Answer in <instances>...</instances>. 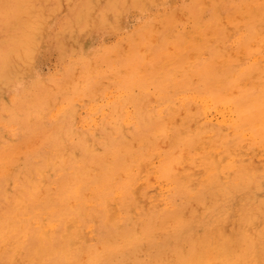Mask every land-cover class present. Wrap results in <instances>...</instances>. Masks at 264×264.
I'll return each instance as SVG.
<instances>
[{
    "label": "rangeland",
    "instance_id": "1",
    "mask_svg": "<svg viewBox=\"0 0 264 264\" xmlns=\"http://www.w3.org/2000/svg\"><path fill=\"white\" fill-rule=\"evenodd\" d=\"M3 1L4 0H0V12H1L0 13V16H1L0 18L1 20L0 21V41H1L0 42V50H1L0 51V59H1L0 60V155H1L0 156L1 157L0 158V161H1L0 162V182H1L0 187L2 188V189L0 188V236H1L0 237V246H1L0 264L1 263L2 264L3 263L4 264H17L18 262H19L18 264H30V263L39 264V262L40 264H45L44 257L40 255L37 256L35 252H33V250L35 251L36 247L40 243H42L44 238H46V241L54 245V252L49 258L51 260H54L55 264L56 263L57 264H61V263L62 264H97V263L98 264H101V263L111 264V262L113 261H116L119 264H139V263L140 264H147V263L148 264H174V263L180 264V262L181 264H194L196 262L202 263V264H208V262H205V259L202 257L201 250L197 252L199 253L198 258L192 257L193 256L192 252L194 251V247L197 245L203 246V243H202L203 241L201 242L200 236L204 235V233L207 230H210V232L214 230L216 231L221 230L220 232L224 231L222 233H228V235L233 236L235 238V243H234L235 250L232 251L229 257L241 255L244 258L243 264H264V205H263L264 204V184H262L264 183V123H262L264 122V108H263L264 106V97H263L264 95V78H263L264 77V63L263 62L264 61H260L264 59V51H263L264 50V24H263L264 23V19H263L264 13L263 15L261 14L264 11V0H217V1L208 0V2L207 1L205 2L203 0H168V1L167 0H136V1L135 0H116V2L115 0H93L94 2L92 0H62V1L61 0H45V1L44 0H30L31 2L29 0H25L29 6L30 5L32 6V7L30 6V8L32 11H34V14H32L31 16H22V17L26 21L31 20L34 26L38 27L36 30H39V32H37L36 35L37 36H39L40 34L41 35L39 38H37V36L34 37V35L32 34L31 39L25 41L26 43L25 42L20 43V47L17 45L15 46V43L17 41L16 38L19 39L21 37V30H20L21 28L18 24L21 16L20 18H17L14 16L16 3L13 0H8L9 2L5 0L4 3H2ZM238 5H240L241 7ZM93 8H94V11H91L93 10ZM97 10H100V11H97ZM4 11H5V14H4ZM90 12L92 13V15ZM89 13H90V16L88 15ZM97 14H98V18H96ZM159 14L161 16H159ZM2 15L4 17H2ZM73 17L74 19H72ZM91 17H95V18H93L92 20L90 19ZM99 17L101 18L100 20L101 22L99 21L100 19ZM23 18H21V21ZM151 18H152V21H151ZM102 19L105 21H103ZM159 19L162 21H160ZM233 21H235V23ZM221 22H224L225 26L223 25V23L221 24ZM198 25H201V26L203 25V26L201 27ZM226 25L228 27H226ZM203 31H205V33ZM163 32H166V33H164L163 35L162 34ZM215 34H216V37H215ZM143 36L145 38H143ZM174 36L176 38H174ZM154 38L155 40L152 41ZM34 41L36 42L35 43L36 46L34 44ZM136 41L138 42L135 43ZM147 41H149V43ZM145 43L146 45H144ZM188 44L190 45V47ZM251 45L253 48L251 47ZM198 46L199 48L197 49ZM224 48L226 50H224ZM165 49L167 50V52ZM219 50L220 52L218 54ZM96 51L98 52V54ZM143 51L145 52L144 54H143ZM253 51L254 53H252ZM8 54H10V56ZM104 55L106 56L104 57ZM168 55H169V58H168ZM174 55L176 58L172 57ZM226 55H227V58H226ZM189 56H191L190 57L191 59L189 58ZM7 57L9 60L7 59ZM194 57L195 58L197 57V58L194 59ZM238 57L240 58L238 59ZM73 60H75L77 63ZM216 60H218V62ZM70 65L71 67H69ZM62 68H65V69L61 70ZM189 68H190V73H189ZM253 68L254 70L255 69L256 70L254 71ZM165 69H167L166 71L168 72H166ZM185 70L186 72H184ZM69 75L72 78H69ZM138 77H139V80L137 79ZM139 82L143 84L142 85L140 84L139 86ZM19 89H20V92H19ZM127 96L129 99L127 98ZM76 99H77V102L79 103L76 102ZM158 106H161V107H158ZM61 109L63 110L59 111ZM186 110L188 112H186ZM262 112L263 114L261 115ZM167 114H169L170 116ZM111 115H112V118H111ZM117 118L119 119L117 120ZM103 121L105 123H103ZM137 123L139 126L137 125ZM192 123L194 125L190 129ZM153 127H154V130H153ZM213 127H216V128L213 129ZM180 128H182L181 131H180ZM228 131H231V132H228ZM132 134H135V135H132ZM223 136L226 138H224ZM192 137H197V138L194 139ZM51 138L54 140H52ZM219 138L223 141L221 142ZM35 139L37 141H35ZM39 139L41 142L39 141ZM143 139H146V140H143ZM199 139L201 140L198 141ZM72 141L75 143H72ZM32 143L35 145L31 146ZM62 143L64 145H62ZM157 143H159L160 145H158ZM174 143L176 144L174 145ZM230 143L236 144V147L235 145L233 144L231 145ZM240 145H243V146H240ZM174 146L175 148L176 147L177 148L175 149ZM205 146H206V149H205ZM122 149H124L125 151ZM11 150H12V154H14L15 156L17 155L16 156L17 158H14L15 156L11 155V152H10ZM162 151H164L165 153ZM108 153H110V156ZM104 154H106V156ZM147 154L149 155L147 156ZM209 154L210 155L213 154V155L210 156ZM26 155L28 159H26ZM107 155L109 158L107 157ZM160 155L162 156L166 155V156L162 157ZM62 157H65V158H62ZM193 157L196 159H194ZM169 158L172 159V161ZM224 159L226 160V162ZM244 159L246 160V162ZM118 160H121L122 162L121 161L119 162ZM10 161L11 163H9ZM216 161L219 163V165H216L217 163ZM234 162L236 164H234ZM88 163L90 164L88 165ZM140 163H143L145 165L140 164ZM110 164L112 165L110 166ZM172 164H173V167H172ZM34 165H35V168H34ZM74 165L77 167H75ZM140 165L141 166L143 165V166L141 167ZM258 165H260V167H263V168H260ZM1 166H2V169H1ZM216 166H219V167H216ZM256 166H258L259 168L258 167L256 168ZM105 167H108V168H105ZM160 167L161 169H159ZM247 167L249 168L251 167V168L249 169ZM198 168H200L199 169L200 173L197 172ZM253 168H255V170ZM211 169L212 170L215 169L214 178H211L209 176L210 172L212 171ZM40 170H42V172ZM225 170H227V172ZM135 173L136 175H133ZM192 173L194 174V176ZM141 174H143V176ZM183 174H184V177H183ZM125 176L130 177V178H126ZM231 176H234L232 177L233 179H231ZM163 178L165 179V181ZM178 178H181V179H178ZM255 178L258 179L260 182L256 180ZM228 179L231 182H229ZM35 180H39V182ZM190 180L193 181L194 183L197 182L195 184L193 183L195 185L193 188H192L193 184H190L192 183ZM75 181L77 182V184ZM97 181H99L100 183ZM127 182L129 185H127ZM118 183L119 185H117ZM233 183H235L236 186L232 187ZM176 187L180 189H177ZM104 188H106L105 191H104ZM135 188H137L138 194L136 191L133 192ZM38 190H40L41 192L40 191L38 192ZM197 190L199 191V193ZM11 192H14L15 194L14 193L12 194ZM71 193H74L76 197H74L73 194L71 195ZM213 193L215 195H213ZM9 194H12V195H9ZM106 194H109V195H106ZM136 194L138 196L135 197ZM7 196L9 198H7ZM88 197H90L91 199ZM131 198L133 200H131ZM162 199L164 202L162 201ZM188 200L189 202H187ZM56 201L57 203H55ZM123 201L124 202L126 201L125 202L126 204ZM202 201H203V204H202ZM29 203H31V205ZM107 203H110V204H107ZM110 206L111 208L109 209V211L111 212V214L110 213L108 214L109 212L108 207ZM161 207L163 208V210H161L162 209ZM6 208H9V209H6ZM112 209H113V212H112ZM172 209H174L175 211ZM189 209L190 211H187ZM159 210L161 211L159 212ZM130 211H131V214H130ZM176 211L178 212V214ZM112 214L116 215V216H113V219L111 216ZM36 215L37 217H35ZM60 215H63V216L60 217ZM109 215L111 216L112 220L107 219ZM5 217L7 218L5 219ZM68 217L69 218L71 217V218L69 219ZM115 217L116 218L118 217V218L116 219ZM168 217L170 220L168 219ZM177 217H179L182 221L185 222V226L182 231L183 238L179 240L176 238L174 239V236H173L174 231L176 230V218ZM192 218H194V221L192 220ZM61 220L63 222H61ZM65 220H67L68 223L65 222ZM250 220L251 221L253 220V221L251 222ZM70 221H72L73 224ZM227 221H228V225L226 226ZM124 223H125L126 228L124 227ZM104 224L106 225V228ZM158 225L159 227H157ZM7 226L9 227L6 228ZM108 226L110 227V230H108L109 229ZM46 227H47V230H46ZM226 228H227V231L223 230ZM19 231L22 233H20ZM29 231L31 235H29L30 234ZM33 231H36V232H33ZM63 233L66 235V237L63 236L64 235ZM18 234L23 235V236H19ZM129 234H132L134 237L132 235L130 236ZM12 235L14 238L12 237ZM148 235L150 237H148ZM72 236H74L73 239H72ZM75 239H78L80 242L76 240L77 242L74 241L76 242L74 243L73 240ZM68 241L70 244L68 243ZM103 241H105L106 244ZM71 242H73V244ZM108 242L110 244H108ZM252 243H254V245ZM62 244H64L63 247H62ZM70 245H72L71 248H70ZM109 246L111 247L109 248ZM111 248H113L114 250L113 249L106 250V249H111ZM109 251L112 253L114 251V254H115L111 258L108 257V254H107V252ZM181 251H183V253H181ZM165 252L167 253V255L169 254L168 257ZM253 252L255 254H253ZM33 253L35 255H33ZM66 253H68L69 255ZM6 255L8 258L6 257ZM30 255H32V257ZM82 255L84 256V259L86 260L83 259ZM175 256L176 258L178 257L179 258L176 259ZM94 257L96 259H94ZM41 258L43 259L40 260ZM158 258L159 259L161 258L160 260L162 261H160ZM170 258L171 260H169ZM91 259L92 260L94 259L93 261L95 263H92ZM4 260H6V262ZM202 260L203 262H201Z\"/></svg>",
    "mask_w": 264,
    "mask_h": 264
},
{
    "label": "bare ground",
    "instance_id": "2",
    "mask_svg": "<svg viewBox=\"0 0 264 264\" xmlns=\"http://www.w3.org/2000/svg\"><path fill=\"white\" fill-rule=\"evenodd\" d=\"M5 1V0H4ZM4 1L2 2V3H4ZM8 1V0H7ZM15 3H16V8H15V11H14V16L15 17H17V18H20V16H21V18H23L22 16H31L32 14H34V11H32L31 10V8H30V6L28 5V3L25 1V0H13ZM30 1V0H29ZM45 1V0H44ZM62 1V0H61ZM93 1V0H92ZM136 1V0H135ZM168 1V0H167ZM203 1H207L208 2V0H203ZM217 1V0H216ZM9 2V1H8ZM12 2V1H11ZM31 2V1H30ZM70 2V1H69ZM72 2V1H71ZM79 2H81V1H79ZM90 2V1H89ZM94 2V1H93ZM115 2H116V0H115ZM204 2V3H205ZM219 2V1H218ZM217 2V3H218ZM253 2V1H252ZM40 3V2H39ZM97 3V2H96ZM98 3H99V1H98ZM104 3H105V1H104ZM148 3V2H147ZM246 3V2H245ZM62 4V3H61ZM74 4V3H73ZM80 4V3H79ZM92 4V3H91ZM111 4V3H110ZM130 4V3H129ZM132 4V3H131ZM138 4V3H137ZM154 4V3H153ZM189 4V3H188ZM187 4V5H188ZM191 4V3H190ZM203 4V3H202ZM206 4V3H205ZM212 4V3H211ZM11 5H13V4H11ZM10 5V6H11ZM41 5V4H40ZM39 5V6H40ZM84 5V4H83ZM126 5H127V3H126ZM141 5H142V3H141ZM156 5V4H155ZM193 5V4H192ZM195 5V4H194ZM6 6V5H5ZM57 6V5H56ZM78 6V5H77ZM90 6V5H89ZM96 6V5H95ZM139 6V5H138ZM205 6V5H204ZM238 6H240V5H238ZM32 7V6H31ZM46 7V6H45ZM49 7H51V6H49ZM62 7H63V5H62ZM61 7V8H62ZM64 7H66V6H64ZM72 7H74V6H72ZM114 7V6H113ZM137 7V6H136ZM185 7V6H184ZM190 7V6H189ZM194 7V6H193ZM198 7V6H197ZM206 7V6H205ZM241 7V6H240ZM249 7V6H248ZM33 8H34V6H33ZM80 8H81V6H80ZM99 8V7H98ZM116 8V7H115ZM169 8V7H168ZM188 8V7H187ZM203 8V7H202ZM214 8V7H213ZM216 8H217V6H216ZM12 9V8H11ZM50 9V8H49ZM58 9V8H57ZM108 9V8H107ZM175 9V8H174ZM209 9V8H208ZM37 10V9H36ZM51 10V9H50ZM122 10V9H121ZM227 10H228V8H227ZM39 11V10H38ZM91 11H94V8H93V10H91ZM97 11H100V10H97ZM112 11V10H111ZM116 11H117V9H116ZM129 11V10H128ZM149 11V10H148ZM226 11V10H225ZM232 11H233V9H232ZM176 12H177V10H176ZM198 12V11H197ZM196 12V13H197ZM227 12V11H226ZM231 12V11H230ZM237 12V11H236ZM1 13V12H0ZM7 13H8V11H7ZM80 13H82V12H80ZM91 13V12H90ZM90 13L88 14L89 16H90ZM95 13V12H94ZM191 13V12H190ZM199 13H201V12H199ZM209 13V12H208ZM213 13H215V12H213ZM221 13V12H220ZM228 13V12H227ZM255 13V12H254ZM263 13H264V11L261 13L262 15H263ZM4 14H5V11H4ZM38 14V13H37ZM41 14V13H40ZM46 14V13H45ZM49 14V13H48ZM66 14V13H65ZM84 14V13H83ZM181 14V13H180ZM189 14V13H188ZM217 14V13H216ZM215 14V15H216ZM224 14V13H223ZM91 15H92V13H91ZM122 15V14H121ZM125 15V14H124ZM179 15V14H178ZM8 16V15H7ZM89 16H87V17H89ZM97 17L96 18H98V14L96 15ZM111 16V15H110ZM159 16H161L160 14H159ZM220 16H221V14H220ZM234 16H236V15H234ZM264 16V15H263ZM2 17H4L3 15H2ZM44 17V16H43ZM86 17V16H85ZM251 17V16H250ZM249 17V18H250ZM0 18H1V16H0ZM21 18H20V21L18 22V24H19V26H20V30H21V37L18 39V38H16L17 39V41H16V43H15V46L17 45V46H19L20 47V43H23V42H25V41H27V40H29V39H31V37H32V34L34 35V37L35 36H37L36 35V33L37 32H39V30H36L38 27L37 26H34V24L31 22V20L30 21H26L24 18V20L22 19V21H21ZM82 18H84V17H82ZM93 18H95V17H91L90 19H92L93 20ZM100 18V17H99ZM114 18V17H113ZM164 18V17H163ZM183 18V17H182ZM3 19V18H2ZM15 19V18H14ZM54 19V18H53ZM72 19H74V17L72 18ZM191 19V18H190ZM208 19V18H207ZM264 19V18H263ZM10 20V19H9ZM46 20V19H45ZM68 20V19H67ZM66 20V21H67ZM82 20V19H81ZM81 20H80V22H81ZM95 20V19H94ZM101 20V18L99 19V21ZM103 20V19H102ZM109 20H110V18H109ZM160 20V19H159ZM173 20V19H172ZM179 20V19H178ZM181 20V19H180ZM219 20H220V18H219ZM1 21V20H0ZM53 21V20H52ZM98 21V22H99ZM103 21H105V20H103ZM102 21V22H103ZM108 21V20H107ZM151 21H152V18H151ZM160 21H162V20H160ZM159 21V22H160ZM182 21V20H181ZM185 21V20H184ZM194 21V20H193ZM199 21V20H198ZM216 21V20H215ZM260 21V20H259ZM3 22V21H2ZM15 22V21H14ZM35 22V21H34ZM73 22V21H72ZM101 22V21H100ZM110 22H111V20H110ZM150 22V21H149ZM183 22V21H182ZM234 23H235V21H233ZM238 22V21H237ZM261 22V21H260ZM259 22V23H260ZM6 23H8V22H6ZM5 23V24H6ZM10 23H12V22H10ZM187 23V22H186ZM223 23V25L225 24L224 22H221V24ZM247 23V22H246ZM245 23V24H246ZM251 23V22H250ZM258 23V22H257ZM63 24V23H62ZM90 24V23H89ZM95 24V23H94ZM106 24V23H105ZM156 24V23H155ZM220 24V25H221ZM237 24V23H236ZM235 24V25H236ZM264 24V23H263ZM12 25V24H11ZM15 25V24H14ZM16 25H17V23H16ZM148 25V24H147ZM208 25V24H207ZM243 25V24H242ZM255 25V24H254ZM13 26V25H12ZM51 26V25H50ZM70 26V25H69ZM83 26V25H82ZM95 26V25H94ZM101 26V25H100ZM198 26H201V25H198ZM203 26V25H202ZM201 26V27H202ZM225 26V25H224ZM239 26H240V24H239ZM259 26V25H258ZM4 27V26H3ZM14 27V26H13ZM12 27V28H13ZM52 27V26H51ZM50 27V28H51ZM67 27V26H66ZM103 27H104V25H103ZM169 27V26H168ZM187 27V26H186ZM218 27V26H217ZM226 27H228L227 25H226ZM9 28H11V27H9ZM65 28V27H64ZM76 28V27H75ZM145 28V27H144ZM197 28V27H196ZM213 28V27H212ZM247 28V27H246ZM257 28H259V27H257ZM2 29V28H1ZM18 29V28H17ZM93 29V28H92ZM182 29V28H181ZM208 29V28H207ZM230 29V28H229ZM3 30V29H2ZM5 30V29H4ZM36 30V31H35ZM75 30V29H74ZM78 30V29H77ZM151 30V29H150ZM168 30V29H167ZM218 30V29H217ZM59 31V30H58ZM190 31V30H189ZM226 31V30H225ZM258 31V30H257ZM7 32V31H6ZM11 32V31H10ZM14 32V31H13ZM91 32V31H90ZM119 32V31H118ZM142 32H144V31H142ZM148 32V31H147ZM167 32V31H166ZM166 32H163L162 34L164 35V33H166ZM196 32V31H195ZM204 33H205V31H203ZM218 32V31H217ZM237 32V31H236ZM235 32V33H236ZM254 32H256V31H254ZM43 33V32H42ZM66 33V32H65ZM106 33V32H105ZM212 33H213V31H212ZM226 33V32H225ZM239 33V32H238ZM243 33V32H242ZM6 34V33H5ZM16 34V33H15ZM161 34V35H162ZM229 34V33H228ZM10 35H11V33H10ZM41 35V34H40ZM40 35L39 36H37V38H39L40 37ZM105 35V34H104ZM147 35V34H146ZM225 35V34H224ZM19 36V35H18ZM120 36V35H119ZM212 36V35H211ZM218 36V35H217ZM220 36V35H219ZM239 36H240V34H239ZM258 36V35H257ZM260 36V35H259ZM262 36H263V34H262ZM6 37H8V36H6ZM133 37V36H132ZM138 37V36H137ZM154 37H155V35H154ZM157 37V36H156ZM165 37V36H164ZM164 37H162V38H164ZM187 37V36H186ZM215 37H216V34H215ZM227 37V36H226ZM261 37V36H260ZM5 38V37H4ZM3 38V39H4ZM15 38V37H14ZM134 38V37H133ZM143 38H145L144 36H143ZM148 38V37H147ZM161 38V37H160ZM174 38H176L175 36H174ZM211 38V37H210ZM214 38V37H213ZM218 38V37H217ZM11 39V38H10ZM42 39V38H41ZM124 39V38H123ZM123 39H122V41H123ZM151 39V38H150ZM173 39V38H172ZM178 39V38H177ZM188 39V38H187ZM203 39H205V38H203ZM208 39V38H207ZM8 40V39H7ZM13 40V39H12ZM144 40V39H143ZM148 40V39H147ZM155 40V38L152 40V41H154ZM164 40V39H163ZM217 40V39H216ZM215 40V41H216ZM172 41V40H171ZM182 41V40H181ZM187 41V40H186ZM185 41V42H186ZM213 41V40H212ZM218 41V40H217ZM253 41V40H252ZM1 42V41H0ZM29 42V41H28ZM120 42V41H119ZM138 41H136L135 43H137ZM141 42V41H140ZM148 43H149V41H147ZM162 42V41H161ZM192 42V41H191ZM209 42V41H208ZM249 42V41H248ZM258 42V41H257ZM260 42V41H259ZM26 43V42H25ZM36 42L34 41V44H35ZM117 43V42H116ZM220 43V42H219ZM261 43V42H260ZM28 44V43H27ZM127 44V43H126ZM156 44V43H155ZM162 44V43H161ZM165 44H167V43H165ZM176 44V43H175ZM193 44V43H192ZM215 44V43H214ZM227 44V43H226ZM4 45V44H3ZM6 45V44H5ZM40 45V44H39ZM99 45V44H98ZM144 45H146V43L144 44ZM157 45V44H156ZM189 45V44H188ZM211 45V44H210ZM228 45H230V44H228ZM257 45V44H256ZM260 45V44H259ZM262 45V44H261ZM25 46V45H24ZM24 46H23V48H24ZM35 46H36V44H35ZM88 46V45H87ZM106 46V45H105ZM111 46V45H110ZM131 46H132V44H131ZM143 46V45H142ZM148 46V45H147ZM150 46V45H149ZM174 46V45H173ZM217 46V45H216ZM244 46H245V44H244ZM243 46V47H244ZM5 47V46H4ZM3 47V48H4ZM7 47V46H6ZM9 47V46H8ZM100 47V46H99ZM112 47V46H111ZM133 47H135V46H133ZM159 47V46H158ZM177 47V46H176ZM183 47V46H182ZM189 47H190V45H189ZM188 47V48H189ZM223 47V46H222ZM251 47H252V45H251ZM260 47V46H259ZM262 47V46H261ZM12 48V47H11ZM66 48V47H65ZM79 48V47H78ZM113 48V47H112ZM193 48H195V47H193ZM199 48V46L197 47V49ZM246 48V47H245ZM253 48V47H252ZM97 49H98V47H97ZM100 49V48H99ZM137 49V48H136ZM151 49V48H150ZM167 49V48H166ZM165 49V50H166ZM170 49V48H169ZM177 49V48H176ZM190 49H192V48H190ZM233 49H234V47H233ZM244 49V48H243ZM17 50V49H16ZM28 50V49H27ZM34 50V49H33ZM36 50V49H35ZM38 50V49H37ZM58 50V49H57ZM95 50V49H94ZM120 50H122V49H120ZM134 50H135V48H134ZM133 50V51H134ZM207 50V49H206ZM215 50V49H214ZM224 50H226L225 48H224ZM240 50V49H239ZM245 50V49H244ZM250 50V49H249ZM248 50V51H249ZM1 51V50H0ZM65 51V50H64ZM107 51V50H106ZM109 51V50H108ZM111 51V50H110ZM132 51V52H133ZM138 51H139V49H138ZM151 51V50H150ZM183 51H185V50H183ZM193 51H195V50H193ZM197 51V50H196ZM216 51V50H215ZM260 51V50H259ZM264 51V50H263ZM262 51V52H263ZM24 52V51H23ZM88 52V51H87ZM97 52V51H96ZM131 52V51H130ZM153 52V51H152ZM151 52V53H152ZM166 52H167V50H166ZM180 52V51H179ZM219 52H220V50L218 51V54H219ZM225 52V51H224ZM232 52V51H231ZM245 52V51H244ZM261 52V51H260ZM8 53V52H7ZM15 53V52H14ZM35 53V52H34ZM84 53V52H83ZM103 53V52H102ZM109 53V52H108ZM145 52L143 51V54H144ZM164 53V52H163ZM190 53V52H189ZM203 53V52H202ZM223 53V52H222ZM252 53H254V51L252 52ZM259 53V52H258ZM3 54V53H2ZM1 54V55H2ZM93 54V53H92ZM94 54H95V52H94ZM97 54H98V52H97ZM124 54V53H123ZM126 54V53H125ZM137 54V53H136ZM142 54V55H143ZM149 54H150V52H149ZM172 54V53H171ZM199 54V53H198ZM231 54V53H230ZM245 54V53H244ZM6 55V54H5ZM9 56H10V54H8ZM79 55V54H78ZM84 55V54H83ZM85 55H87V54H85ZM91 55V54H90ZM108 55V54H107ZM170 55V54H169ZM169 55H168V58H169ZM184 55V54H183ZM188 55H190V54H188ZM221 55V54H220ZM3 56V55H2ZM13 56V55H12ZM68 56V55H67ZM106 55H104V57H105ZM109 56H110V54H109ZM108 56V57H109ZM127 56V55H126ZM130 56V55H129ZM178 56V55H177ZM181 56V55H180ZM200 56H202V55H200ZM215 56V55H214ZM238 56H240V55H238ZM91 57V56H90ZM99 57V56H98ZM128 57V56H127ZM146 57V56H145ZM162 57V56H161ZM167 57V56H166ZM172 57H175V55L174 56H172ZM183 57H185V56H183ZM191 56H189V58H190ZM218 57V56H217ZM233 57V56H232ZM247 57V56H246ZM246 57H244V58H246ZM11 58V57H10ZM142 58H144V57H142ZM150 58V57H149ZM176 58V57H175ZM197 58V57H196ZM195 57H194V59H196ZM216 58V57H215ZM226 58H227V55H226ZM234 58V57H233ZM240 57H238V59H239ZM248 58V57H247ZM252 58H254V57H252ZM260 58H261V56H260ZM263 58V57H262ZM3 59H4V57H3ZM7 59H8V57H7ZM34 59V58H33ZM85 59V58H84ZM87 59V58H86ZM113 59V58H112ZM187 59V58H186ZM185 59V60H186ZM191 59V58H190ZM222 59V58H221ZM1 60V59H0ZM9 60V59H8ZM71 60V59H70ZM92 60V59H91ZM125 60V59H124ZM176 60V59H175ZM224 60V59H223ZM259 60V59H258ZM6 61V60H5ZM72 61V60H71ZM73 61H75V60H73ZM81 61V60H80ZM99 61V60H98ZM111 61H113V60H111ZM187 61V60H186ZM195 61V60H194ZM217 62H218V60H216ZM226 61V60H225ZM229 61H230V59H229ZM234 61V60H233ZM246 61V60H245ZM255 61V60H254ZM260 61H264V59L263 60H260ZM21 62V61H20ZM59 62V61H58ZM76 62V61H75ZM110 62V61H109ZM158 62H160V61H158ZM173 62V61H172ZM181 62V61H180ZM228 62V61H227ZM239 62V61H238ZM241 62V61H240ZM2 63V62H1ZM6 63V62H5ZM26 63V62H25ZM77 63V62H76ZM75 63V64H76ZM169 63H170V61H169ZM168 63V64H169ZM251 63V62H250ZM260 63V62H259ZM264 63V62H263ZM20 64V63H19ZM99 64V63H98ZM112 64V63H111ZM178 64V63H177ZM185 64V63H184ZM188 64V63H187ZM196 64V63H195ZM227 64V63H226ZM236 64V63H235ZM10 65V64H9ZM96 65V64H95ZM94 65V66H95ZM104 65V64H103ZM155 65V64H154ZM170 65V64H169ZM190 65H192V64H190ZM217 65V64H216ZM221 65V64H220ZM259 65V64H258ZM108 66V65H107ZM158 66V65H157ZM166 66V65H165ZM7 67V66H6ZM14 67H16V66H14ZM69 67H71V65L69 66ZM77 67V66H76ZM79 67V66H78ZM99 67V66H98ZM109 67V66H108ZM162 67V66H161ZM169 67V66H168ZM225 67V66H224ZM159 68V67H158ZM183 68V67H182ZM215 68H216V66H215ZM262 68V67H261ZM10 69H11V67H10ZM63 69H65V68H62L61 70H63ZM70 69V68H69ZM99 69V68H98ZM106 69V68H105ZM113 69V68H112ZM149 69V68H148ZM229 69V68H228ZM240 69V68H239ZM91 70V69H90ZM110 70V69H109ZM126 70V69H125ZM136 70V69H135ZM167 69H165V71H166ZM253 70H254V68H253ZM256 70V69H255ZM254 70V71H255ZM258 70V69H257ZM30 71V70H29ZM59 71V70H58ZM67 71H69V70H67ZM72 71V70H71ZM102 71V70H101ZM123 71V70H122ZM121 71V72H122ZM170 71V70H169ZM172 71V70H171ZM188 71V70H187ZM216 71H217V69H216ZM224 71V70H223ZM259 71V70H258ZM5 72V71H4ZM55 72V71H54ZM64 72V71H63ZM66 72V71H65ZM73 72V71H72ZM71 72V73H72ZM77 72V71H76ZM87 72V71H86ZM92 72V71H91ZM152 72H154V71H152ZM166 72H168V71H166ZM173 72V71H172ZM177 72H178V70H177ZM184 72H186V70L184 71ZM233 72V71H232ZM239 72V71H238ZM30 73V72H29ZM80 73V72H79ZM90 73V72H89ZM159 73V72H158ZM165 73V72H164ZM189 73H190V68H189ZM56 74V73H55ZM74 74H76V73H74ZM112 74V73H111ZM139 74V73H138ZM160 74V73H159ZM180 74V73H179ZM178 74V75H179ZM188 74V73H187ZM229 74V73H228ZM233 74V73H232ZM84 75V74H83ZM100 75V74H99ZM166 75V74H165ZM30 76V75H29ZM40 76V75H39ZM47 76V75H46ZM50 76V75H49ZM78 76V75H77ZM133 76V75H132ZM147 76H148V74H147ZM150 76H152V75H150ZM183 76H184V74H183ZM233 76V75H232ZM254 76H255V74H254ZM32 77V76H31ZM53 77H55V76H53ZM68 77V76H67ZM79 77H81V76H79ZM90 77V76H89ZM112 77V76H111ZM165 77V76H164ZM178 77V76H177ZM176 77V78H177ZM257 77V76H256ZM69 78H72V77H70V75H69ZM83 78V77H82ZM81 78V79H82ZM100 78V77H99ZM106 78V77H105ZM108 78V77H107ZM116 78V77H115ZM134 78V77H133ZM167 78V77H166ZM172 78V77H171ZM195 78V77H194ZM244 78V77H243ZM260 78V77H259ZM264 78V77H263ZM33 79V78H32ZM31 79V80H32ZM43 79V78H42ZM80 79V78H79ZM125 79V78H124ZM136 79V78H135ZM138 80H139V77L137 78ZM144 79V78H143ZM147 79V78H146ZM151 79V78H150ZM157 79H158V77H157ZM175 79V78H174ZM215 79H217V78H215ZM70 80V79H69ZM110 80V79H109ZM118 80V79H117ZM148 80V79H147ZM168 80V79H167ZM194 80V79H193ZM213 80V79H212ZM14 81H15V79H14ZM45 81V80H44ZM79 81V80H78ZM86 81V80H85ZM102 81V80H101ZM105 81V80H104ZM158 81H160V80H158ZM110 82H112V81H110ZM122 82H123V80H122ZM121 82V83H122ZM134 82V81H133ZM214 82V81H213ZM216 82V81H215ZM255 82V81H254ZM259 82V81H258ZM17 83V82H16ZM67 83V82H66ZM70 83V82H69ZM83 83V82H82ZM84 83H86V82H84ZM88 83V82H87ZM101 83V82H100ZM105 83V82H104ZM103 83V84H104ZM114 83V82H113ZM129 83V82H128ZM151 83V82H150ZM220 83V82H219ZM25 84V83H24ZM102 84V83H101ZM106 84V83H105ZM140 82H139V86H140ZM143 84V83H142ZM141 84V85H142ZM146 84V83H145ZM259 84V83H258ZM16 85V84H15ZM27 85V84H26ZM96 85H98V84H96ZM114 85V84H113ZM130 85V84H129ZM147 85H148V83H147ZM236 85V84H235ZM239 85V84H238ZM248 85V84H247ZM257 85V84H256ZM18 86V85H17ZM29 86V85H28ZM31 86H32V84H31ZM102 86V85H101ZM122 86V85H121ZM138 86V87H139ZM218 86V85H217ZM3 87V86H2ZM5 87V86H4ZM124 87V86H123ZM137 87V86H136ZM135 87V88H136ZM178 87V86H177ZM261 87V86H260ZM13 88V87H12ZM82 88V87H81ZM109 88V87H108ZM115 88H116V86H115ZM114 88V89H115ZM130 88V87H129ZM166 88V87H165ZM176 88V87H175ZM113 89V88H112ZM137 89V88H136ZM139 89V88H138ZM170 89V88H169ZM168 89V90H169ZM14 91H15V89H14ZM83 91H85V90H83ZM121 91V90H120ZM139 91V90H138ZM234 91V90H233ZM236 91V90H235ZM19 92H20V89H19ZM112 92V91H111ZM119 92V91H118ZM146 92V91H145ZM175 92V91H174ZM230 92V91H229ZM135 93V92H134ZM183 93V92H182ZM186 93V92H185ZM3 94V93H2ZM39 94V93H38ZM78 94V93H77ZM116 94V93H115ZM150 94V93H149ZM148 94V95H149ZM231 94H232V92H231ZM257 94H258V92H257ZM97 95V94H96ZM95 95V96H96ZM105 95V94H104ZM137 95V94H136ZM191 95V94H190ZM204 95V94H203ZM230 95V94H229ZM2 96V95H1ZM32 96V95H31ZM74 96V95H73ZM94 96V97H95ZM100 96V95H99ZM113 96V95H112ZM133 96V95H132ZM131 96V97H132ZM177 96V95H176ZM205 96V95H204ZM209 96V95H208ZM21 97V96H20ZM77 97V96H76ZM103 97V96H102ZM106 97V96H105ZM126 97V96H125ZM141 97H142V95H141ZM199 97V96H198ZM262 97V96H261ZM263 97H264V95H263ZM262 97V98H263ZM78 98V97H77ZM96 98V97H95ZM110 98V97H109ZM127 98H128V96H127ZM126 98V99H127ZM138 98V97H137ZM140 98V97H139ZM178 98V97H177ZM193 98V97H192ZM55 99V98H54ZM83 99V98H82ZM100 99V98H99ZM105 99V98H104ZM125 99V98H124ZM129 99V98H128ZM127 99V100H128ZM142 99V98H141ZM145 99H146V97H145ZM148 99V98H147ZM157 99V98H156ZM169 99V98H168ZM195 99V98H194ZM16 100V99H15ZM47 100V99H46ZM52 100H53V98H52ZM107 100V99H106ZM134 100V99H133ZM159 100V99H158ZM165 100V99H164ZM188 100V99H187ZM186 100V101H187ZM193 100V99H192ZM80 101V100H79ZM87 101V100H86ZM85 101V102H86ZM103 101V100H102ZM141 101V100H140ZM195 101V100H194ZM202 101V100H201ZM76 102H77V99H76ZM104 102V101H103ZM139 102V101H138ZM175 102V101H174ZM185 102V101H184ZM203 102V101H202ZM77 103H79V102H77ZM81 103V102H80ZM95 103H96V101H95ZM102 103V102H101ZM127 103H128V101H127ZM126 103V104H127ZM130 103H132V102H130ZM136 103V102H135ZM148 103V102H147ZM157 103H158V101H157ZM194 103V102H193ZM192 103V104H193ZM255 103V102H254ZM253 103V104H254ZM28 104V103H27ZM46 104V103H45ZM51 104V103H50ZM57 104V103H56ZM56 104H55V106H56ZM66 104H68V103H66ZM100 104V103H99ZM109 104V103H108ZM118 104V103H117ZM149 104V103H148ZM167 104V103H166ZM173 104V103H172ZM199 104V103H198ZM220 104V103H219ZM59 105V104H58ZM101 105V104H100ZM119 105V104H118ZM141 105V104H140ZM171 105V104H170ZM183 105V104H182ZM194 105H196V104H194ZM205 105V104H204ZM256 105V104H255ZM54 106V105H53ZM86 106V105H85ZM112 106V105H111ZM144 106V105H143ZM164 106V105H163ZM166 106V105H165ZM169 106V105H168ZM188 106V105H187ZM192 106V105H191ZM226 106V105H225ZM27 107V106H26ZM103 107V106H102ZM118 107V106H117ZM126 107V106H125ZM150 107V106H149ZM154 107V106H153ZM158 107H161V106H158ZM170 107V106H169ZM193 107V106H192ZM192 107H191V109H192ZM196 107V106H195ZM207 107V106H206ZM209 107V106H208ZM216 107V106H215ZM53 108V107H52ZM51 108V109H52ZM60 108H62V107H60ZM100 108V107H99ZM137 108H138V106H137ZM144 108V107H143ZM156 108V107H155ZM163 108H165V107H163ZM199 108V107H198ZM230 108V107H229ZM263 108H264V106H263ZM47 109V108H46ZM82 109V108H81ZM146 109H148V108H146ZM171 109V108H170ZM178 109H180V108H178ZM187 109V108H186ZM4 110V109H3ZM63 109H61V110H59V111H62ZM93 110V109H92ZM102 110V109H101ZM127 110V109H126ZM140 110V109H139ZM144 110V109H143ZM158 110V109H157ZM201 110V109H200ZM47 111V110H46ZM98 111H100V110H98ZM135 111V110H134ZM141 111V110H140ZM151 111V110H150ZM177 111V110H176ZM192 111V110H191ZM4 112V111H3ZM2 112V113H3ZM41 112V111H40ZM76 112V111H75ZM95 112V111H94ZM121 112V111H120ZM126 112V111H125ZM154 112V111H153ZM167 112H169V111H167ZM186 112H188L187 110H186ZM58 113V112H57ZM92 113V112H91ZM112 113V112H111ZM116 113H117V111H116ZM135 113V112H134ZM159 113V112H158ZM192 113V112H191ZM190 113V114H191ZM194 113H195V111H194ZM217 113V112H216ZM4 114V113H3ZM7 114V113H6ZM18 114V113H17ZM43 114V113H42ZM114 114V113H113ZM186 114V113H185ZM193 114V113H192ZM198 114V113H197ZM196 114V115H197ZM263 114V112L261 113V115ZM20 115V114H19ZM115 115V114H114ZM144 115V114H143ZM159 115V114H158ZM162 115V114H161ZM167 115H169V114H167ZM195 115V116H196ZM223 115V114H222ZM4 116V115H3ZM7 116V115H6ZM125 116V115H124ZM152 116V115H151ZM170 116V115H169ZM226 116V115H225ZM134 117V116H133ZM45 118V117H44ZM52 118V117H51ZM111 118H112V115H111ZM114 118V117H113ZM137 118V117H136ZM144 118V117H143ZM165 118V117H164ZM200 118V117H199ZM32 119V118H31ZM30 119V120H31ZM119 118H117V120H118ZM153 119V118H152ZM211 119V118H210ZM263 119V118H262ZM54 120V119H53ZM94 120V119H93ZM96 120V119H95ZM99 120V119H98ZM104 120V119H103ZM111 120V119H110ZM116 120V119H115ZM142 120V119H141ZM164 120V119H163ZM166 121V120H165ZM226 121V120H225ZM260 121V120H259ZM258 121V122H259ZM263 121V120H262ZM13 122V121H12ZM66 122V121H65ZM70 122H71V120H70ZM93 122V121H92ZM159 122V121H158ZM168 122V121H167ZM169 122H171V121H169ZM46 123V122H45ZM94 123V122H93ZM103 123H105L104 121H103ZM132 123V122H131ZM151 123V122H150ZM164 123V122H163ZM182 123H183V121H182ZM188 123V122H187ZM194 123V122H193ZM192 123V125H191V127H190V129L193 127V124ZM197 123H198V121H197ZM254 123V122H253ZM262 123H264V122H262ZM28 124V123H27ZM39 124V123H38ZM37 124V125H38ZM66 124V123H65ZM145 124V123H144ZM159 124H161V123H159ZM185 124V123H184ZM256 124V123H255ZM30 125V124H29ZM36 125V124H35ZM45 125H47V124H45ZM63 125H64V123H63ZM93 125V124H92ZM111 125H112V123H111ZM130 125V124H129ZM137 125H138V123H137ZM136 125V126H137ZM183 125V124H182ZM201 125V124H200ZM199 125V126H200ZM10 126H12V125H10ZM9 126V127H10ZM23 126V125H22ZM91 126V125H90ZM97 126V125H96ZM125 126V125H124ZM139 126V125H138ZM161 126V125H160ZM190 126V125H189ZM197 126V125H196ZM8 127V126H7ZM40 127V126H39ZM73 127V126H72ZM89 127V126H88ZM95 127V126H94ZM93 127V128H94ZM98 127V126H97ZM126 127V126H125ZM155 127V126H154ZM154 127H153V130H154ZM195 127V126H194ZM255 127V126H254ZM123 128V127H122ZM131 128V127H130ZM147 128H149V127H147ZM214 128H216V127H213V129ZM231 128V127H230ZM38 129V128H37ZM80 129V128H79ZM140 129V128H139ZM196 129H198V128H196ZM204 129V128H203ZM21 130V129H20ZM84 130V129H83ZM111 130H112V128H111ZM152 130V131H153ZM160 130V129H159ZM163 130V129H162ZM161 130V131H162ZM172 130V129H171ZM182 130V128H180V131ZM229 130V129H228ZM239 130V129H238ZM2 131V130H1ZM26 131V130H25ZM32 131V130H31ZM65 131V130H64ZM89 131V130H88ZM115 131V130H114ZM143 131V130H142ZM224 131V130H223ZM234 131V130H233ZM12 132V131H11ZM67 132V131H66ZM132 132V131H131ZM166 132V131H165ZM183 132V131H182ZM213 132V131H212ZM222 132V131H221ZM228 132H231V131H228ZM28 133V132H27ZM33 133V132H32ZM54 133V132H53ZM63 133V132H62ZM94 133V132H93ZM102 133V132H101ZM100 133V134H101ZM153 133V132H152ZM177 133V132H176ZM193 133H195V132H193ZM198 133V132H197ZM206 133V132H205ZM2 134V133H1ZM51 134V133H50ZM128 134V133H127ZM151 134V133H150ZM154 134V133H153ZM163 134V133H162ZM204 134V133H203ZM217 134V133H216ZM231 134V133H230ZM11 135V134H10ZM19 135H20V133H19ZM106 135V134H105ZM131 135V134H130ZM132 135H135V134H132ZM137 135V134H136ZM183 135V134H182ZM12 136V135H11ZM50 136V135H49ZM90 136V135H89ZM99 136V135H98ZM115 136H117V135H115ZM147 136V135H146ZM207 136V135H206ZM220 136H221V134H220ZM242 136V135H241ZM240 136V137H241ZM245 136V135H244ZM17 137V136H16ZM21 137V136H20ZM61 137V136H60ZM92 137V136H91ZM94 137V136H93ZM139 137V136H138ZM177 137V136H176ZM201 137V136H200ZM212 137H213V135H212ZM224 137V136H223ZM34 138V137H33ZM37 138V137H36ZM130 138V137H129ZM134 138V137H133ZM136 138V137H135ZM144 138V137H143ZM147 138V137H146ZM154 138V137H153ZM160 138H161V136H160ZM166 138V137H165ZM192 138H197V137H192ZM191 138V139H192ZM224 138H226V137H224ZM236 138V137H235ZM19 139V138H18ZM32 139V138H31ZM46 139H48V138H46ZM45 139V140H46ZM52 139V138H51ZM59 139V138H58ZM91 139H93V138H91ZM117 139V138H116ZM128 139V138H127ZM139 139V138H138ZM155 139V138H154ZM168 139V138H167ZM179 139H180V137H179ZM190 139V138H189ZM217 139H218V137H217ZM216 139V140H217ZM220 139V138H219ZM231 139V138H230ZM250 139V138H249ZM249 139H248V141H249ZM52 140H54V139H52ZM71 140V139H70ZM103 140V139H102ZM130 140V139H129ZM143 140H146V139H143ZM201 139H199L198 141H200ZM208 140V139H207ZM221 140V139H220ZM245 140V139H244ZM6 141V140H5ZM28 141V140H27ZM35 141H37L36 139H35ZM39 141H40V139H39ZM50 141V140H49ZM56 141V140H55ZM153 141V140H152ZM223 140H221V142H222ZM229 141V140H228ZM234 141V140H233ZM247 141V140H246ZM10 142V141H9ZM26 142V141H25ZM41 142V141H40ZM94 142V141H93ZM125 142V141H124ZM150 142V141H149ZM158 142V141H157ZM172 142V141H171ZM205 142V141H204ZM29 143V142H28ZM36 143V142H35ZM51 143V142H50ZM61 143V142H60ZM72 143H75V142H73L72 141ZM128 143V142H127ZM130 143V142H129ZM185 143V142H184ZM187 143V142H186ZM195 143H196V141H195ZM245 143V142H244ZM5 144V143H4ZM21 144V143H20ZM43 144V143H42ZM49 144V143H48ZM91 144V143H90ZM94 144V143H93ZM103 144V143H102ZM132 144V143H131ZM158 145H160L159 143H157ZM165 144V143H164ZM163 144V145H164ZM176 143H174V145H175ZM182 144V143H181ZM223 144V143H222ZM231 144V143H230ZM233 144V143H232ZM231 144V145H232ZM246 144H247V142H246ZM255 144V143H254ZM27 145V144H26ZM32 145H35V144H31V146ZM46 145V144H45ZM53 145V144H52ZM62 145H64L63 143H62ZM89 145V144H88ZM128 145V144H127ZM163 145H161V146H163ZM227 145V144H226ZM229 145V144H228ZM233 145H235V147H236V144H233ZM16 146V145H15ZM30 146V147H31ZM43 146V145H42ZM41 146V147H42ZM61 146V145H60ZM69 146H71V145H69ZM76 146V145H75ZM131 146V145H130ZM134 146V145H133ZM138 146V145H137ZM155 146V145H154ZM165 146V145H164ZM186 146V145H185ZM192 146V145H191ZM240 146H243V145H240ZM245 146V145H244ZM18 147V146H17ZM34 147V146H33ZM48 147V146H47ZM56 147V146H55ZM79 147V146H78ZM91 147V146H90ZM103 147V146H102ZM125 147V146H124ZM123 147V148H124ZM139 147V146H138ZM151 147V146H150ZM157 147V146H156ZM187 147V146H186ZM221 147V146H220ZM254 147V146H253ZM16 148V147H15ZM32 148V147H31ZM60 148V147H59ZM75 148V147H74ZM96 148V147H95ZM131 148V147H130ZM137 148V147H136ZM154 148V147H153ZM164 148V147H163ZM174 148H175V146H174ZM177 148V147H176ZM175 148V149H176ZM190 148V147H189ZM189 148H188V150H189ZM197 148V147H196ZM222 148V147H221ZM249 148V147H248ZM248 148H246V149H248ZM258 148V147H257ZM9 149V148H8ZM14 149V148H13ZM30 149V148H29ZM29 149H28V151H29ZM33 149V148H32ZM51 149V148H50ZM54 149V148H53ZM93 149V148H92ZM141 149V148H140ZM193 149H194V147H193ZM205 149H206V146H205ZM237 149H239V148H237ZM244 149H245V147H244ZM262 149V148H261ZM21 150V149H20ZM19 150V151H20ZM24 150V149H23ZM39 150V149H38ZM37 150V151H38ZM49 150V149H48ZM58 150V149H57ZM122 150H124V149H122ZM152 150V149H151ZM229 150V149H228ZM263 150V149H262ZM7 151V150H6ZM6 151H4V152H6ZM31 151H33V150H31ZM62 151H64V150H62ZM66 151V150H65ZM91 151V150H90ZM100 151V150H99ZM109 151V150H108ZM125 151V150H124ZM155 151V150H154ZM172 151V150H171ZM217 151V150H216ZM242 151V150H241ZM3 152V151H2ZM11 152V155H14V154H12V150L10 151ZM17 152V151H16ZM42 152V151H41ZM55 152V151H54ZM61 152V151H60ZM67 152V151H66ZM80 152V151H79ZM82 152V151H81ZM103 152V151H102ZM110 152V151H109ZM115 152V151H114ZM131 152H133V151H131ZM138 152V151H137ZM152 152V151H151ZM159 152V151H158ZM162 152H164V151H162ZM167 152V151H166ZM211 152V151H210ZM230 152V151H229ZM236 152V151H235ZM253 152V151H252ZM256 152V151H255ZM260 152V151H259ZM13 153H14V151H13ZM19 153V152H18ZM33 153V152H32ZM46 153V152H45ZM73 153V152H72ZM99 153V152H98ZM145 153V152H144ZM165 153V152H164ZM182 153H183V151H182ZM189 153V152H188ZM227 153V152H226ZM243 153V152H242ZM242 153H240V154H242ZM17 154V153H16ZM20 154V153H19ZM50 154V153H49ZM66 154V153H65ZM109 154V156H110V153H108ZM115 154V153H114ZM123 154V153H122ZM171 154V153H170ZM194 154V153H193ZM200 154V153H199ZM211 154V153H210ZM209 154V155H210ZM214 154V153H213ZM212 154V155H213ZM238 154V153H237ZM256 154V153H255ZM25 155V154H24ZM60 155V154H59ZM83 155V154H82ZM87 155V154H86ZM100 155H101V153H100ZM105 156H106V154H104ZM131 155V154H130ZM149 154H147V156H148ZM172 155H173V153H172ZM181 155H183V154H181ZM204 155V154H203ZM208 155V156H209ZM212 155H210V156H212ZM226 155V154H225ZM1 156V155H0ZM10 156V155H9ZM15 156V155H14ZM17 156V155H16ZM14 157V158H17V157ZM42 156V155H41ZM48 156V155H47ZM63 156H64V154H63ZM77 156H79V155H77ZM104 156V157H105ZM142 156V155H141ZM145 156V155H144ZM160 156H162V155H160ZM164 156H166V155H164ZM164 156H162V157H164ZM176 156V155H175ZM174 156V157H175ZM178 156V155H177ZM230 156V155H229ZM240 156V155H239ZM238 156V157H239ZM11 157V156H10ZM49 157V156H48ZM61 157V156H60ZM107 157H108V155H107ZM115 157V156H114ZM126 157V156H125ZM129 157V156H128ZM143 157V156H142ZM146 157V156H145ZM214 157V156H213ZM223 157V156H222ZM225 157H227V156H225ZM1 158V157H0ZM13 158V159H14ZM58 158V157H57ZM62 158H65V157H62ZM61 158V159H62ZM79 158V157H78ZM99 158H100V156H99ZM102 158V157H101ZM106 158V157H105ZM109 158V157H108ZM110 158H112V157H110ZM122 158V157H121ZM124 158V157H123ZM161 158V157H160ZM194 158V157H193ZM224 158V157H223ZM10 159V158H9ZM12 159V158H11ZM24 159H25V157H24ZM26 159H28L27 158V155H26ZM40 159V158H39ZM47 159V158H46ZM51 159V158H50ZM129 159V158H128ZM151 159V158H150ZM153 159H155V158H153ZM165 159V158H164ZM170 159V158H169ZM182 159V158H181ZM194 159H196V158H194ZM239 159V158H238ZM249 159V158H248ZM247 159V160H248ZM19 160V159H18ZM23 160V159H22ZM21 160V161H22ZM53 160V159H52ZM55 160V159H54ZM75 160V159H74ZM135 160V159H134ZM133 160V161H134ZM152 160V159H151ZM160 160V159H159ZM171 161H172V159H170ZM174 160V159H173ZM207 160H208V158H207ZM214 160H216V159H214ZM220 160V159H219ZM225 160V159H224ZM232 160V159H231ZM245 160V159H244ZM13 161V160H12ZM41 161V160H40ZM40 161H38V162H40ZM47 161V160H46ZM79 161V160H78ZM119 162L121 161V160H118ZM131 161V160H130ZM147 161V160H146ZM171 161H170V163H171ZM195 161V160H194ZM228 161H230V160H228ZM234 161V160H233ZM236 161V160H235ZM250 161V160H249ZM1 162V161H0ZM64 162V161H63ZM62 162V163H63ZM72 162V161H71ZM85 162V161H84ZM122 162V161H121ZM126 162V161H125ZM177 162V161H176ZM217 162V161H216ZM225 162H226V160H225ZM232 162V161H231ZM230 162V163H231ZM245 162H246V160H245ZM9 163H11V161L9 162ZM51 163V162H50ZM61 163V162H60ZM66 163V162H65ZM73 163V162H72ZM71 163V164H72ZM106 163V162H105ZM112 163V162H111ZM133 163V162H132ZM159 163V162H158ZM218 163V162H217ZM216 163V165H219V163L217 164ZM224 163V162H223ZM13 164H14V162H13ZM22 164V163H21ZM34 164V163H33ZM90 163H88V165H89ZM94 164V163H93ZM98 164V163H97ZM122 164V163H121ZM140 164H143V163H140ZM156 164V163H155ZM222 164V163H221ZM234 164H236L235 162H234ZM257 164H258V162H257ZM77 165V164H76ZM87 165V164H86ZM112 164H110V166H111ZM129 165V164H128ZM143 165H145V164H143ZM142 165V166H143ZM230 165H232V164H230ZM6 166V165H5ZM4 166V167H5ZM42 166V165H41ZM53 166H54V164H53ZM75 166V165H74ZM97 166V165H96ZM132 166H133V164H132ZM141 166V165H140ZM141 166V167H142ZM153 166V165H152ZM178 166V165H177ZM191 166H192V164H191ZM215 166V165H214ZM259 167H260V165H258ZM258 166H256V168L258 167ZM52 167V166H51ZM61 167V166H60ZM62 167H64V166H62ZM68 167H69V165H68ZM75 167H77V166H75ZM84 167V166H83ZM95 167V166H94ZM129 167V166H128ZM146 167V166H145ZM144 167V168H145ZM172 167H173V164H172ZM210 167V166H209ZM213 167V166H212ZM216 167H219V166H216ZM228 167V166H227ZM235 167V166H234ZM240 167V166H239ZM244 167V166H243ZM258 167V168H259ZM33 168V167H32ZM31 168V169H32ZM34 168H35V165H34ZM86 168V167H85ZM97 168V167H96ZM96 168H95V170H96ZM98 168H99V166H98ZM105 168H108V167H105ZM122 168V167H121ZM120 168V169H121ZM186 168V167H185ZM190 168V167H189ZM201 168V167H200ZM200 168H198L197 170V172H199V169ZM247 168H249V167H247ZM251 168V167H250ZM249 168V169H250ZM260 168H263V167H260ZM1 169H2V166H1ZM28 169V168H27ZM62 169V168H61ZM66 169V168H65ZM84 169V168H83ZM110 169V168H109ZM132 169V168H131ZM141 169V168H140ZM155 169V168H154ZM159 169H161V167L159 168ZM177 169V168H176ZM178 169H179V167H178ZM246 169V168H245ZM254 170H255V168H253ZM20 170V169H19ZM39 170V169H38ZM76 170H77V168H76ZM92 170V169H91ZM145 170V169H144ZM143 170V171H144ZM183 170V169H182ZM191 170V169H190ZM195 170V169H194ZM212 170V169H211ZM259 170V169H258ZM41 172H42V170H40ZM44 171V170H43ZM135 171H136V169H135ZM139 171H141V170H139ZM157 171V170H156ZM205 171V170H204ZM214 171H215V169H213L211 172H210V174H209V176L211 177V178H214L215 176H214ZM226 172H227V170H225ZM7 172V171H6ZM13 172V171H12ZM55 172V171H54ZM63 172H64V170H63ZM102 172V171H101ZM103 172H104V170H103ZM107 172V171H106ZM119 172V171H118ZM124 172V171H123ZM146 172V171H145ZM144 172V173H145ZM193 172V171H192ZM223 172V171H222ZM243 172V171H242ZM2 173H3V171H2ZM1 173V174H2ZM9 173V172H8ZM29 173V172H28ZM68 173H70V172H68ZM76 173V172H75ZM90 173V172H89ZM97 173V172H96ZM126 173V172H125ZM137 173V172H136ZM136 173L135 174H133V175H136ZM143 173V174H144ZM186 173V172H185ZM194 173V172H193ZM192 173V174H193ZM200 173V172H199ZM199 173H198V175H199ZM229 173V172H228ZM262 173V172H261ZM17 174V173H16ZM19 174V173H18ZM22 174H24V173H22ZM100 174V173H99ZM98 174V175H99ZM140 174V173H139ZM143 174H141L142 176H143ZM154 174V173H153ZM155 174H156V172H155ZM160 174V173H159ZM195 174V173H194ZM194 174H193V176H194ZM253 174V173H252ZM28 175V174H27ZM40 175V174H39ZM62 175V174H61ZM129 175V174H128ZM169 175H170V173H169ZM181 175V174H180ZM227 175V174H226ZM32 176V175H31ZM41 176V175H40ZM53 176V175H52ZM58 176V175H57ZM64 176V175H63ZM63 176H61V177H63ZM69 176V175H68ZM71 176V175H70ZM77 176V175H76ZM95 176V175H94ZM151 176V175H150ZM168 176V175H167ZM176 176V175H175ZM255 176V175H254ZM261 176H263V175H261ZM9 177V176H8ZM91 177V176H90ZM112 177V176H111ZM122 177V176H121ZM126 177V176H125ZM135 177V176H134ZM183 177H184V174H183ZM201 177V176H200ZM232 177H234V176H231V179H233ZM256 177V176H255ZM28 178V177H27ZM36 178V177H35ZM52 178V177H51ZM55 178V177H54ZM82 178H83V176H82ZM85 178V177H84ZM118 178V177H117ZM116 178V179H117ZM126 178H130V177H126ZM158 178V177H157ZM157 178H155V179H157ZM164 178H166V177H164ZM163 178V179H164ZM168 178V177H167ZM219 178V177H218ZM229 178V177H228ZM246 178H247V176H246ZM257 178V177H256ZM255 178V179H256ZM21 179H23V178H21ZM31 179V178H30ZM87 179V178H86ZM90 179V178H89ZM99 179V178H98ZM97 179V180H98ZM133 179V178H132ZM143 179V178H142ZM151 179V178H150ZM178 179H181V178H178ZM250 179V178H249ZM3 180V179H2ZM55 180V179H54ZM69 180V179H68ZM96 180V179H95ZM119 180V179H118ZM140 180V179H139ZM145 180H146V178H145ZM153 180V179H152ZM151 180V181H152ZM177 180V179H176ZM197 180V179H196ZM226 180V179H225ZM224 180V181H225ZM229 180V179H228ZM256 180H258V179H256ZM4 181V180H3ZM2 181V182H3ZM35 181H37V182H39V180H35ZM57 181H59V180H57ZM57 181H56V183H57ZM70 181V180H69ZM86 181V180H85ZM89 181V180H88ZM111 181V180H110ZM117 181V180H116ZM122 181V180H121ZM127 181V180H126ZM129 181V180H128ZM132 181V180H131ZM130 181V182H131ZM164 181H165V179H164ZM166 181H167V179H166ZM178 181V180H177ZM183 181V180H182ZM191 181V180H190ZM259 181V180H258ZM257 181V182H258ZM262 181V180H261ZM8 182V181H7ZM19 182V181H18ZM27 182V181H26ZM61 182V181H60ZM76 182V181H75ZM97 182H99V181H97ZM118 182V181H117ZM153 182V181H152ZM163 182V181H162ZM161 182V183H162ZM172 182V181H171ZM192 183H190V184H193L194 182L193 181H191ZM220 182V181H219ZM222 182V181H221ZM229 182H231L230 180H229ZM228 182V183H229ZM235 182H237V181H235ZM240 182V181H239ZM245 182V181H244ZM260 182V181H259ZM1 183V182H0ZM46 183V182H45ZM88 183V182H87ZM100 183V182H99ZM114 183V182H113ZM145 183V182H144ZM175 183H176V181H175ZM195 183H197V182H195ZM194 183V184H195ZM40 184V183H39ZM38 184V185H39ZM47 184V183H46ZM72 184V183H71ZM76 184H77V182H76ZM89 184V183H88ZM95 184V183H94ZM121 184V183H120ZM125 184V183H124ZM160 184V183H159ZM179 184V183H178ZM193 184V186H192V188L195 186ZM212 184V183H211ZM219 184V183H218ZM262 184H264V183H262ZM3 185V184H2ZM5 185V184H4ZM7 185H8V183H7ZM25 185V184H24ZM23 185V186H24ZM33 185V184H32ZM37 185V186H38ZM51 185V184H50ZM49 185V186H50ZM58 185H59V183H58ZM80 185V184H79ZM83 185V184H82ZM81 185V186H82ZM106 185V184H105ZM111 185V184H110ZM115 185V184H114ZM117 185H119V183L117 184ZM127 185H129L128 184V182H127ZM131 185V184H130ZM152 185V184H151ZM189 185V184H188ZM200 185V184H199ZM209 185V184H208ZM257 185V184H256ZM6 186V185H5ZM44 186V185H43ZM46 186V185H45ZM48 186V187H49ZM52 186V185H51ZM71 186V185H70ZM78 186V185H77ZM121 186V185H120ZM125 186V185H124ZM136 186V185H135ZM184 186H186V185H184ZM183 186V187H184ZM234 186H236V184L235 183H233V186L232 187H234ZM28 187V186H27ZM47 187V188H48ZM76 187V186H75ZM91 187V186H90ZM114 187V186H113ZM159 187V186H158ZM178 187V186H177ZM176 187V188H177ZM204 187V186H203ZM261 187V186H260ZM1 188V187H0ZM38 188V187H37ZM36 188V189H37ZM60 188V187H59ZM64 188H66V187H64ZM70 188V187H69ZM97 188V187H96ZM99 188V187H98ZM109 188V187H108ZM111 188V187H110ZM122 188V187H121ZM143 188V187H142ZM199 188V187H198ZM218 188V187H217ZM221 188V187H220ZM248 188V187H247ZM2 189V188H1ZM26 189V188H25ZM35 189V188H34ZM81 189V188H80ZM88 189V188H87ZM92 189V188H91ZM95 189V188H94ZM105 189L106 188H104V191H105ZM131 189V188H130ZM175 189V188H174ZM177 189H180V188H177ZM184 189V188H183ZM197 189V188H196ZM207 189V188H206ZM260 189V188H259ZM4 190H5V188H4ZM41 190V189H40ZM40 190H38V192L40 191ZM53 190H54V188H53ZM98 190V189H97ZM120 190V189H119ZM187 190V189H186ZM189 190V189H188ZM221 190V189H220ZM24 191V190H23ZM37 191V190H36ZM50 191V190H49ZM67 191V190H66ZM81 191H83V190H81ZM80 191V192H81ZM90 191V190H89ZM117 191V190H116ZM134 191H136L137 192V194H138V191H137V188H135V190H133V192ZM161 191H162V189H161ZM183 191H185V190H183ZM183 191H181V192H183ZM198 191V190H197ZM204 191V190H203ZM8 192V191H7ZM30 192V191H29ZM35 192V191H34ZM33 192V193H34ZM41 192V191H40ZM65 192V191H64ZM71 192H73V191H71ZM78 192V191H77ZM95 192V191H94ZM97 192V191H96ZM114 192V191H113ZM125 192V191H124ZM128 192H129V190H128ZM189 192V191H188ZM188 192H186V193H188ZM191 192V191H190ZM195 192V191H194ZM221 192V191H220ZM12 194L14 193V192H11ZM50 193V192H49ZM55 193H56V191H55ZM79 193V192H78ZM85 193V192H84ZM118 193V192H117ZM145 193V192H144ZM167 193V192H166ZM177 193V192H176ZM198 193H199V191H198ZM201 193H202V191H201ZM215 193V192H214ZM213 193V195H215ZM222 193V192H221ZM226 193V192H225ZM254 193H255V191H254ZM6 194V193H5ZM12 194H9V195H12ZM15 194V193H14ZM41 194V193H40ZM59 194V193H58ZM74 195V193H71V195ZM86 194V193H85ZM95 194V193H94ZM103 194V193H102ZM105 194V193H104ZM110 194V193H109ZM109 194H106V195H109ZM124 194V193H123ZM135 195V197L136 196H138V195ZM146 194H148V193H146ZM205 194V193H204ZM209 194H210V192H209ZM219 194V193H218ZM61 195V194H60ZM63 195V194H62ZM69 195V194H68ZM83 195V194H82ZM111 195V194H110ZM115 195V194H114ZM122 195V194H121ZM150 195V194H149ZM163 195H165V194H163ZM183 195V194H182ZM202 195V194H201ZM212 195V194H211ZM23 196V195H22ZM34 196V195H33ZM39 196V195H38ZM37 196V197H38ZM58 196V195H57ZM56 196V197H57ZM185 196V195H184ZM206 196V195H205ZM234 196V195H233ZM12 197V196H11ZM35 197V196H34ZM49 197H50V195H49ZM52 197H53V195H52ZM74 197H76L75 195H74ZM112 197V196H111ZM146 197V196H145ZM175 197V196H174ZM178 197V196H177ZM7 198H9L8 196H7ZM30 198V197H29ZM28 198V199H29ZM58 198H60V197H58ZM62 198V197H61ZM83 198V197H82ZM88 198H90V197H88ZM92 198H94V197H92ZM104 198V197H103ZM107 198V197H106ZM110 198V197H109ZM144 198V197H143ZM155 198V197H154ZM169 198H170V196H169ZM168 198V199H169ZM185 198V197H184ZM206 198V197H205ZM235 198V197H234ZM1 199H3V198H1ZM12 199V198H11ZM21 199V198H20ZM91 199V198H90ZM140 199V198H139ZM203 199H204V197H203ZM249 199V198H248ZM15 200V199H14ZM43 200V199H42ZM87 200V199H86ZM126 200V199H125ZM131 200H133L132 198H131ZM130 200V201H131ZM143 200V199H142ZM171 200V199H170ZM200 200H201V198H200ZM16 201V200H15ZM22 201V200H21ZM24 201V200H23ZM47 201V200H46ZM45 201V202H46ZM75 201V200H74ZM84 201V200H83ZM90 201V200H89ZM102 201V200H101ZM162 201H163V199H162ZM219 201V200H218ZM257 201V200H256ZM3 202V201H2ZM52 202V201H51ZM65 202V201H64ZM85 202V201H84ZM99 202H100V200H99ZM109 202V201H108ZM124 202V201H123ZM122 202V203H123ZM126 202V201H125ZM124 202V203H125ZM150 202H151V200H150ZM164 202V201H163ZM174 202H175V200H174ZM176 202H177V200H176ZM187 202H189V200L187 201ZM199 202V201H198ZM243 202V201H242ZM55 203H57V201L55 202ZM61 203V202H60ZM92 203V202H91ZM97 203V202H96ZM129 203V202H128ZM134 203V202H133ZM147 203H149V202H147ZM205 203V202H204ZM12 204V203H11ZM22 204V203H21ZM30 205H31V203H29ZM50 204V203H49ZM49 204H47V205H49ZM52 204V203H51ZM77 204V203H76ZM84 204V203H83ZM104 204V203H103ZM107 204H110V203H107ZM126 204V203H125ZM169 204V203H168ZM176 204V203H175ZM181 204V203H180ZM192 204V203H191ZM202 204H203V201H202ZM201 204V205H202ZM252 204V203H251ZM8 205V204H7ZM10 205V204H9ZM98 205V204H97ZM101 205V204H100ZM135 205V204H134ZM143 205H145V204H143ZM164 205H166V204H164ZM205 205V204H204ZM264 205V204H263ZM2 206V205H1ZM26 206V205H25ZM61 206V205H60ZM78 206V205H77ZM76 206V207H77ZM109 206V205H108ZM118 206H119V204H118ZM174 206V205H173ZM6 207V206H5ZM29 207V206H28ZM62 207H64V206H62ZM102 207H103V205H102ZM136 207V206H135ZM181 207V206H180ZM194 207V206H193ZM37 208V207H36ZM79 208V207H78ZM92 208V207H91ZM111 208V206L110 207H108V211H109V209ZM127 208V207H126ZM125 208V209H126ZM137 208V207H136ZM162 208V207H161ZM169 208V207H168ZM196 208V207H195ZM207 208V207H206ZM6 209H9V208H6ZM57 209V208H56ZM59 209V208H58ZM61 209V208H60ZM99 209V208H98ZM128 209V208H127ZM138 209H139V207H138ZM197 209H198V207H197ZM205 209V208H204ZM19 210V209H18ZM32 210H34V209H32ZM77 210V209H76ZM87 210V209H86ZM90 210V209H89ZM88 210V211H89ZM130 210V209H129ZM149 210V209H148ZM161 210H163V208L161 209ZM161 210H159V212L161 211ZM172 210H174V209H172ZM178 210V209H177ZM194 210H196V209H194ZM259 210V209H258ZM261 210V209H260ZM5 211H7V210H5ZM9 211V210H8ZM15 211H16V209H15ZM30 211V210H29ZM53 211V210H52ZM56 211V210H55ZM69 211V210H68ZM96 211V210H95ZM137 211V210H136ZM175 211V210H174ZM187 211H190V209L189 210H187ZM204 211V210H203ZM2 212V211H1ZM10 212V211H9ZM14 212V211H13ZM22 212V211H21ZM25 212V211H24ZM31 212V211H30ZM41 212V211H40ZM66 212V211H65ZM107 212V211H106ZM112 212H113V209H112ZM122 212H124V211H122ZM144 212V211H143ZM177 212V211H176ZM198 212V211H197ZM201 212V211H200ZM263 212V211H262ZM54 213V212H53ZM89 213V212H88ZM111 214V212L109 211L108 212V214ZM125 213H127V212H125ZM173 213V212H172ZM190 213V212H189ZM229 213V212H228ZM6 214V213H5ZM16 214V213H15ZM19 214V213H18ZM67 214V213H66ZM71 214V213H70ZM94 214H95V212H94ZM115 214V213H114ZM114 214H112L111 216H112V219H113V216H116V215H114ZM130 214H131V211H130ZM170 214H171V212H170ZM177 214H178V212H177ZM200 214V213H199ZM257 214V213H256ZM9 215V214H8ZM7 215V216H8ZM14 215V214H13ZM38 215V214H37ZM37 215L35 216V217H37ZM54 215V214H53ZM64 215V214H63ZM63 215H60V217L61 216H63ZM80 215V214H79ZM101 215V214H100ZM176 215V214H175ZM195 215H196V213H195ZM194 215V216H195ZM221 215V214H220ZM31 216V215H30ZM33 216H34V214H33ZM44 216V215H43ZM71 216V215H70ZM111 216L109 215L108 216V220L109 219H111ZM126 216V215H125ZM204 216V215H203ZM250 216V215H249ZM32 217V216H31ZM75 217V216H74ZM78 217V216H77ZM80 217V216H79ZM157 217V216H156ZM185 217V216H184ZM221 217V216H220ZM7 217H5V219H6ZM24 218V217H23ZM69 218V217H68ZM71 218V217H70ZM69 218V219H70ZM89 218H91V217H89ZM105 218V217H104ZM116 218V217H115ZM118 218V217H117ZM116 218V219H117ZM150 218V217H149ZM222 218V217H221ZM4 219V220H5ZM14 219V218H13ZM82 219V218H81ZM111 219V220H112ZM140 219V218H139ZM167 219V218H166ZM165 219V220H166ZM168 219H169V217H168ZM174 219V218H173ZM240 219V218H239ZM255 219V218H254ZM15 220V219H14ZM17 220V219H16ZM47 220V219H46ZM62 220H63V218H62ZM61 220V222H63ZM90 220V219H89ZM158 220V219H157ZM170 220V219H169ZM172 220V219H171ZM192 220L194 221V218H192ZM229 220V219H228ZM10 221H12V220H10ZM30 221V220H29ZM28 221V222H29ZM85 221V220H84ZM91 221V220H90ZM124 221V220H123ZM151 221V220H150ZM164 221V220H163ZM162 221V222H163ZM251 221V220H250ZM253 221V220H252ZM251 221V222H252ZM255 221V220H254ZM21 222V221H20ZM65 222H67L68 223V221L67 220H65ZM71 223H72V221H70ZM93 222V221H92ZM100 222V221H99ZM116 222V221H115ZM121 222V221H120ZM157 222V221H156ZM166 222V221H165ZM173 222V221H172ZM14 223V222H13ZM255 223V222H254ZM263 223V222H262ZM15 224V223H14ZM43 224V223H42ZM62 224H64V223H62ZM73 224V223H72ZM74 224H75V222H74ZM109 224V223H108ZM141 224V223H140ZM172 224V223H171ZM249 224V223H248ZM2 225V224H1ZM11 225V224H10ZM13 225V224H12ZM65 225H66V223H65ZM86 225H87V223H86ZM105 225V224H104ZM156 225V224H155ZM170 225V224H169ZM218 225H220V224H218ZM228 225V221H227V224H226V226ZM254 225V224H253ZM14 226V225H13ZM16 226V225H15ZM19 226V225H18ZM28 226V225H27ZM40 226V225H39ZM44 226H46V225H44ZM56 226V225H55ZM64 226V225H63ZM74 226V225H73ZM72 226V227H73ZM161 226V225H160ZM166 226V225H165ZM175 226V225H174ZM184 226H185V222L184 221H182L179 217H177L176 218V230L174 231V234H173V236H174V239L176 238V239H181V238H183V235H182V231H183V228H184ZM215 226V225H214ZM223 226H225V225H223ZM9 226H7L6 228H8ZM22 227V226H21ZM33 227V226H32ZM71 227V226H70ZM89 227V226H88ZM104 227V226H103ZM109 227V226H108ZM124 227H125V223H124ZM135 227V226H134ZM151 227H153V226H151ZM157 227H159V225L157 226ZM171 227V226H170ZM233 227H234V225H233ZM3 228V227H2ZM11 228V227H10ZM13 228H15V227H13ZM26 228V227H25ZM31 228V227H30ZM58 228V227H57ZM76 228V227H75ZM83 228V227H82ZM105 228H106V225H105ZM119 228V227H118ZM117 228V229H118ZM126 228V227H125ZM129 228V227H128ZM224 228V227H223ZM73 229V228H72ZM71 229V230H72ZM108 229V228H107ZM117 229H116V231H117ZM120 229V228H119ZM213 229V228H212ZM17 230V229H16ZM30 230V229H29ZM36 230V229H35ZM38 230V229H37ZM46 230H47V227H46ZM48 230H49V228H48ZM69 230H70V228H69ZM108 230H110V227H109V229ZM126 230V229H125ZM129 230V229H128ZM127 230V231H128ZM152 230V229H151ZM169 230V229H168ZM194 230V229H193ZM214 230V229H213ZM223 230H226L227 231V228L226 229H223ZM243 230V229H242ZM6 231V230H5ZM13 231V230H12ZM12 231H10V232H12ZM42 231V230H41ZM62 231V230H61ZM118 231H120V230H118ZM221 231V230H220ZM220 231H216V230H214V231H211L210 232V230H207L205 233H204V235H202V236H200V240H201V242L203 243V246L202 245H197V246H195L194 247V251L192 252V257H195V258H198L199 257V253H197L199 250H201L202 251V257L205 259V262H208V264H243V262H244V258L241 256V255H236V256H232V257H229V255L232 253V251H234L235 250V246H234V243H235V238L233 237V236H230V235H228V233H222V232H224V231H222V232H220ZM20 232V231H19ZM18 232V233H19ZM33 232H36V231H33ZM44 232V231H43ZM56 232V231H55ZM134 232V231H133ZM20 233H22V232H20ZM29 233H30V231H29ZM28 233V234H29ZM42 233V232H41ZM48 233H49V231H48ZM66 233V232H65ZM105 233V232H104ZM117 233V232H116ZM150 233V232H149ZM148 233V234H149ZM168 233V232H167ZM194 233V232H193ZM13 234H14V232H13ZM23 234H24V232H23ZM40 234V233H39ZM54 234V233H53ZM60 234V233H59ZM64 234V233H63ZM70 234V233H69ZM92 234V233H91ZM90 234V235H91ZM109 234V233H108ZM112 234V233H111ZM253 234V233H252ZM19 235V234H18ZM29 235H31V233L29 234ZM34 235V234H33ZM45 235H47V234H45ZM76 235V234H75ZM130 236L132 235V234H129ZM143 235V234H142ZM152 235V234H151ZM155 235V234H154ZM7 236V235H6ZM19 236H23V235H19ZM18 236V237H19ZM63 236H65L66 237V235L64 234ZM62 236V237H63ZM112 236V235H111ZM123 236V235H122ZM133 236V235H132ZM248 236V235H247ZM1 237V236H0ZM12 237H13V235H12ZM17 237V236H16ZM36 237V236H35ZM39 237H40V235H39ZM53 237V236H52ZM64 237V238H65ZM134 237V236H133ZM136 237V236H135ZM148 237H150L149 235H148ZM189 237H191V236H189ZM2 238H4V237H2ZM14 238V237H13ZM20 238V237H19ZM19 238H18V240H19ZM43 238V237H42ZM63 238V239H64ZM74 238V236H72V239ZM79 238V237H78ZM113 238H114V236H113ZM199 238V237H198ZM40 239H41V237H40ZM47 239H49V238H47ZM52 239V238H51ZM59 239V238H58ZM71 239V238H70ZM71 239V240H72ZM109 239V238H108ZM5 240V239H4ZM7 240H8V238H7ZM24 240V239H23ZM22 240V241H23ZM76 240H78V239H75V240H73V242L74 241H76ZM102 240V239H101ZM119 240V239H118ZM190 240V239H189ZM79 241V240H78ZM111 241V240H110ZM109 241V242H110ZM115 241V240H114ZM1 242H2V240H1ZM48 241H46V238H44L43 239V241H42V243H40L37 247H36V250L34 251L33 249V252H35V254L37 255V256H42V257H44V259H45V264H55V262H54V260H51L49 257L53 254V252H54V245L52 244V243H47ZM65 242V241H64ZM73 242H71L72 244H73ZM77 242V241H76ZM76 242H74V243H76ZM80 242V241H79ZM85 242V241H84ZM104 243H105V241H103ZM108 242V244H110ZM254 242V241H253ZM10 243H12V242H10ZM23 243V242H22ZM26 243V242H25ZM39 243V242H38ZM63 243V242H62ZM68 243H69V241H68ZM206 243V244H205ZM21 244V243H20ZM32 244V243H31ZM70 244V243H69ZM95 244V243H94ZM103 244V243H102ZM106 244V243H105ZM253 245H254V243H252ZM2 245V244H1ZM8 245V244H7ZM12 245V244H11ZM16 245V244H15ZM24 245V244H23ZM56 245V244H55ZM63 245L64 244H62V247H63ZM80 245V244H79ZM93 245V244H92ZM195 245V244H194ZM193 245V246H194ZM18 246V245H17ZM26 246V245H25ZM71 246L72 245H70V248H71ZM98 246V245H97ZM121 246V245H120ZM157 246V245H156ZM202 246V247H201ZM10 247V246H9ZM65 247V246H64ZM68 247V246H67ZM95 247H96V245H95ZM108 247V246H107ZM111 246H109V248H110ZM113 247V246H112ZM115 247V246H114ZM131 247V246H130ZM180 247V246H179ZM256 247V246H255ZM0 248H1V246H0ZM16 248V247H15ZM19 248H21V247H19ZM28 248V247H27ZM75 248H77V247H75ZM94 248V247H93ZM102 248V247H101ZM141 248V247H140ZM139 248V249H140ZM151 248V247H150ZM192 248V247H191ZM14 249V248H13ZM17 249V248H16ZM15 249V250H16ZM30 249V248H29ZM90 249V248H89ZM100 249V248H99ZM103 249H105V248H103ZM113 248H111V249H106V250H112ZM145 249V248H144ZM149 249V248H148ZM152 249V248H151ZM157 249H159V248H157ZM181 249V248H180ZM193 249V248H192ZM257 249V248H256ZM78 250V249H77ZM86 250V249H85ZM114 250V249H113ZM116 250V249H115ZM118 250V249H117ZM137 250V249H136ZM147 250V249H146ZM22 251V250H21ZM26 251V250H25ZM30 251V250H29ZM66 251V250H65ZM64 251V252H65ZM69 251V250H68ZM72 251V250H71ZM91 251V250H90ZM101 251V250H100ZM145 251V250H144ZM8 252V251H7ZM67 252V251H66ZM77 252V251H76ZM86 252V251H85ZM97 252H98V250H97ZM96 252V253H97ZM119 252V251H118ZM167 252V251H166ZM165 252V253H166ZM255 252H256V250H255ZM4 253V252H3ZM17 253V252H16ZM15 253V254H16ZM26 253V252H25ZM29 253V252H28ZM61 253V252H60ZM69 253V252H68ZM68 253H66V254H68ZM78 253V252H77ZM80 253V252H79ZM93 253V252H92ZM102 253V252H101ZM123 253V252H122ZM138 253H139V251H138ZM141 253V252H140ZM175 253V252H174ZM181 253H183V251H181ZM14 254V255H15ZM19 254V253H18ZM30 254V253H29ZM34 253H33V255H35ZM73 254V253H72ZM71 254V255H72ZM88 254H89V252H88ZM91 254V253H90ZM94 254V253H93ZM105 254V253H104ZM107 254H108V257H112V256H114L115 254H114V251H113V253L112 252H107ZM117 254V253H116ZM171 254V253H170ZM176 254V253H175ZM253 254H255L254 252H253ZM59 255V254H58ZM69 255V254H68ZM103 255V254H102ZM106 255V254H105ZM166 255H167V253H166ZM165 255V256H166ZM169 255V254H168ZM168 255H167V257H168ZM173 255V254H172ZM183 255V254H182ZM4 256V255H3ZM31 257H32V255H30ZM55 256H56V254H55ZM67 256V255H66ZM83 256V255H82ZM145 256V255H144ZM174 256V255H173ZM189 256H191V255H189ZM256 256V255H255ZM6 257H7V255H6ZM21 257V256H20ZM25 257V256H24ZM100 257V256H99ZM103 257V256H102ZM128 257V256H127ZM138 257V256H137ZM162 257V256H161ZM188 257V256H187ZM8 258V257H7ZM14 258V257H13ZM19 258V257H18ZM39 258V257H38ZM62 258V257H61ZM114 258V257H113ZM136 258V257H135ZM175 258H176V256H175ZM179 258V257H178ZM178 258H176V259H178ZM256 258V257H255ZM2 259V258H1ZM5 259V258H4ZM21 259H23V258H21ZM43 258H41L40 260H42ZM64 259H65V257H64ZM83 259H84V256H83ZM94 259H96L95 257H94ZM93 259V260H94ZM98 259V258H97ZM131 259V258H130ZM159 259V258H158ZM161 259V258H160ZM159 259V260H160ZM164 259V258H163ZM167 259V258H166ZM173 259H174V257H173ZM181 259V258H180ZM259 259V258H258ZM25 260V259H24ZM39 260V261H40ZM56 260V259H55ZM81 260V259H80ZM84 260H86V259H84ZM92 260V259H91ZM92 260V263H95L94 261ZM136 260V259H135ZM169 260H171V258L169 259ZM2 261V260H1ZM5 262H6V260H4ZM19 261V260H18ZM17 261V262H18ZM61 261V260H60ZM66 261V260H65ZM72 261V260H71ZM71 261H69V262H71ZM112 261V260H111ZM127 261V260H126ZM152 261V260H151ZM160 261H162V260H160ZM178 261V260H177ZM186 261H187V259H186ZM23 262V261H22ZM26 262H27V260H26ZM35 262V261H34ZM44 262V261H43ZM67 262V261H66ZM89 262V261H88ZM97 262V261H96ZM201 262H203V260L201 261ZM256 262V261H255ZM11 263V262H10ZM19 263V262H18ZM17 263V264H18ZM37 263V262H36ZM65 263V262H64ZM91 263V262H90ZM126 263V262H125ZM134 263H136V262H134ZM144 263V262H143ZM163 263V262H162ZM178 263V262H177ZM253 263V262H252ZM2 264V263H1ZM4 264V263H3ZM31 264V263H30ZM34 264V263H33ZM38 264V263H37ZM39 264H40V262H39ZM57 264V263H56ZM62 264V263H61ZM98 264V263H97ZM102 264V263H101ZM111 264H119L118 262H116V261H113V262H111ZM140 264V263H139ZM148 264V263H147ZM175 264V263H174ZM180 264H181V262H180ZM194 264H202V263H194Z\"/></svg>",
    "mask_w": 264,
    "mask_h": 264
}]
</instances>
